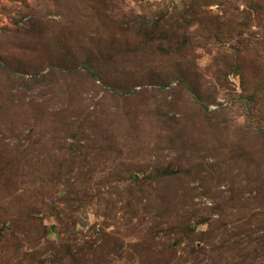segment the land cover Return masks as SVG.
Instances as JSON below:
<instances>
[{"label": "rangeland", "instance_id": "374dc122", "mask_svg": "<svg viewBox=\"0 0 264 264\" xmlns=\"http://www.w3.org/2000/svg\"><path fill=\"white\" fill-rule=\"evenodd\" d=\"M96 1L0 0V264H264V0Z\"/></svg>", "mask_w": 264, "mask_h": 264}, {"label": "trees", "instance_id": "16d2710c", "mask_svg": "<svg viewBox=\"0 0 264 264\" xmlns=\"http://www.w3.org/2000/svg\"><path fill=\"white\" fill-rule=\"evenodd\" d=\"M93 2H97V1L93 0ZM103 3L105 5L106 1H103ZM98 16L102 17V18L106 17V16H102L100 14H98ZM162 22L164 24H162ZM149 24H150V27H148ZM168 24H169V22L166 21L165 19H161V21H154L153 20L151 22L150 21H144L143 25L141 26L140 31L141 32L142 31L150 32V34L152 36H158V39H151V42H159L161 45H163L165 40H166V39H164V37H168V34H170L169 30H171V28L168 27L169 26ZM175 33H177V32H174V34ZM116 45L118 47H114ZM121 45L123 46V43H121ZM118 48H122L118 43L113 45L112 50H110V47L108 46L107 51H109L110 53L107 54V52H106L105 55L102 53L100 55L99 54L96 55L95 51L93 50V52H90L89 56L84 57V59H80L79 57L71 59V58H69V56H63L62 58L58 59L57 61L49 63L48 68H50L51 71L49 72V74L45 75L44 78L50 77V76L51 77L56 76L57 74H62L64 72L75 74L77 72H80L79 68H84L87 71V73L89 74V76L92 77L93 81H95L96 79L99 78L100 71H101V69L98 67L97 64H99V66H100V63L102 60H106L105 62L111 61L113 64H116L117 61H115V60H118V58L120 57L121 54L120 53H114L115 55H112V53L117 51ZM126 48H128V47H126ZM101 51H103V50H101ZM137 52H139V51L134 50L132 53V56H134V53L137 55ZM163 52H166V51L163 50ZM105 57H107V58L104 59ZM1 61H2V59L0 58V68H3ZM71 61H72V63H71ZM68 63L71 64L70 67H67ZM35 74H36V76H34L31 79H27V78L24 79L25 84H27V85H24V87L27 88L28 90H33L35 88V86L40 82L38 80V76H37L38 73H35ZM182 79L184 80V78H181V80ZM184 85H186V81H185ZM194 93L198 94V91H194ZM57 115H60V117L62 116V114H60V113H58ZM56 117L58 118L59 116H56ZM62 118L67 120L68 117L62 116ZM83 122H86V121L79 117L77 120L74 121V123H72L74 133H75V136L73 137V139H75V142L73 143L72 148L73 149L75 148V152H77V155H78V152H81V154H83L82 150L86 149V148L82 147V149L78 151V148L80 147L82 142H84L85 137H86V133H87V131L82 126ZM63 149L65 151H67L66 147H64ZM69 154L71 156H73L72 153L69 152ZM172 175H173V171H171V169H167V170H164L163 172H159V175L156 178L162 179L166 176H172ZM226 231H227V229H226ZM182 232L183 233H189L190 232L191 235H193L195 233V230H193V228H191L189 226V227H184L182 229ZM1 234H3L2 239L6 240L7 233L4 230H2ZM247 237L248 238L243 240L244 241L243 245H245V248H249L248 249L249 255H251V254L257 255V253L258 254L261 253L262 254L261 256H264V234L258 238H254L253 236H250V235H247ZM240 243H241V241H237L236 245H240ZM181 244H182V242H181ZM240 251L243 252V251H245V249L244 250L241 249ZM238 256H242V257H240L241 259L243 257H245L244 254L238 255ZM240 258L236 259L238 264H245V263H242Z\"/></svg>", "mask_w": 264, "mask_h": 264}, {"label": "built area", "instance_id": "2783aa9c", "mask_svg": "<svg viewBox=\"0 0 264 264\" xmlns=\"http://www.w3.org/2000/svg\"><path fill=\"white\" fill-rule=\"evenodd\" d=\"M215 109H216V107H215V106H212V107H211V110H215Z\"/></svg>", "mask_w": 264, "mask_h": 264}]
</instances>
